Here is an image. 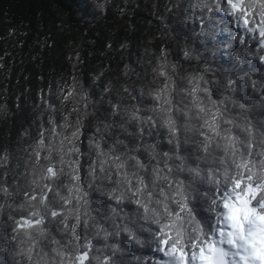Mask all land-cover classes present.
<instances>
[{"label": "clouds", "instance_id": "obj_1", "mask_svg": "<svg viewBox=\"0 0 264 264\" xmlns=\"http://www.w3.org/2000/svg\"><path fill=\"white\" fill-rule=\"evenodd\" d=\"M138 12L152 17L139 35ZM76 13L109 39L97 50L58 21L62 67L35 96L26 69L43 71L53 44L21 59L27 33L0 37V264H264L226 219L246 202L245 228L264 227V0H80Z\"/></svg>", "mask_w": 264, "mask_h": 264}, {"label": "trees", "instance_id": "obj_2", "mask_svg": "<svg viewBox=\"0 0 264 264\" xmlns=\"http://www.w3.org/2000/svg\"><path fill=\"white\" fill-rule=\"evenodd\" d=\"M80 0H0V37H7L10 32L19 36L21 32L27 33L26 36L20 37L21 43L16 45L17 52L15 55L21 59H27L34 51L32 44L34 40L47 35L48 40L53 44V47L44 54L43 71L28 65L27 72L32 73L30 86L33 90V95L41 87L38 77H44L45 85L48 83L47 70L50 66H55L57 70H61L62 50L69 36L57 30V23L61 19L68 24L73 30L71 37L75 38L78 35L87 31L86 40H95V48L103 50L106 41L109 39L107 32L97 25L95 28L88 30L87 25L81 20L76 13V5ZM228 0H223L227 4ZM194 12L195 10H189ZM222 14L217 13V17ZM152 17L146 12H138L132 21L136 24L139 32L142 33L147 27V21ZM115 20V15L109 10L107 27L111 28ZM192 25L196 27L204 26L202 21L193 16ZM176 27L182 30V26L177 24ZM235 28V24L231 25ZM243 34L242 29H237ZM124 35L121 29L113 42V48L119 43L121 36ZM135 40V37L133 38ZM89 50H92L89 46ZM97 58H93L86 62L89 67L95 63ZM10 63L18 64L19 61H10ZM17 78L23 81L24 77L19 76V68H15L12 74L11 87H15ZM162 255V254H161Z\"/></svg>", "mask_w": 264, "mask_h": 264}, {"label": "snow or ice", "instance_id": "obj_3", "mask_svg": "<svg viewBox=\"0 0 264 264\" xmlns=\"http://www.w3.org/2000/svg\"><path fill=\"white\" fill-rule=\"evenodd\" d=\"M229 3H231V0H229ZM262 35H264V33H262ZM224 207L229 208L228 203H225ZM252 212H255V209L249 208L246 202H242V206L240 207L233 205L226 214V219L230 222L231 229H233V231L228 232V236L242 240L244 244L252 247L254 251L259 252L261 261H264V227L257 228L255 231H248L245 228V224L249 222L248 214ZM258 219L261 221V224L264 225V216H260ZM229 243H231L233 247L238 246L236 244V239L229 240ZM166 244V240L161 241L162 246ZM257 245H259L258 248ZM209 247L212 248V245H209ZM161 251L164 255L169 254L163 247L161 248ZM200 251L203 256L204 249L202 248ZM244 259L245 257L241 256V260Z\"/></svg>", "mask_w": 264, "mask_h": 264}]
</instances>
